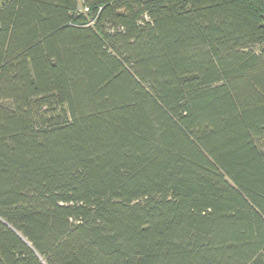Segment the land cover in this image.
Wrapping results in <instances>:
<instances>
[{
  "label": "trees",
  "instance_id": "16d2710c",
  "mask_svg": "<svg viewBox=\"0 0 264 264\" xmlns=\"http://www.w3.org/2000/svg\"><path fill=\"white\" fill-rule=\"evenodd\" d=\"M1 1L0 264H264V0Z\"/></svg>",
  "mask_w": 264,
  "mask_h": 264
},
{
  "label": "built area",
  "instance_id": "2783aa9c",
  "mask_svg": "<svg viewBox=\"0 0 264 264\" xmlns=\"http://www.w3.org/2000/svg\"><path fill=\"white\" fill-rule=\"evenodd\" d=\"M80 11L84 12V13H87L88 12V8H84L80 5Z\"/></svg>",
  "mask_w": 264,
  "mask_h": 264
},
{
  "label": "rangeland",
  "instance_id": "374dc122",
  "mask_svg": "<svg viewBox=\"0 0 264 264\" xmlns=\"http://www.w3.org/2000/svg\"><path fill=\"white\" fill-rule=\"evenodd\" d=\"M1 1V0H0ZM2 2V1H1ZM82 7H84L82 4H81ZM85 8V7H84Z\"/></svg>",
  "mask_w": 264,
  "mask_h": 264
}]
</instances>
